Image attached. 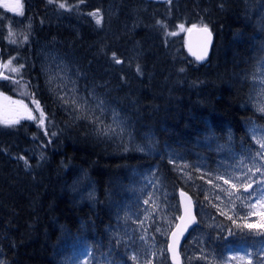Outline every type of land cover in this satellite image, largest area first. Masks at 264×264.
Listing matches in <instances>:
<instances>
[{
    "label": "trees",
    "instance_id": "trees-1",
    "mask_svg": "<svg viewBox=\"0 0 264 264\" xmlns=\"http://www.w3.org/2000/svg\"><path fill=\"white\" fill-rule=\"evenodd\" d=\"M79 1L83 12L95 6L93 0ZM121 15L106 26L81 18L74 33L68 27L45 29L47 44L70 65L78 95L86 99H81L85 110L80 116L64 107L47 84L34 52L10 49L19 56L16 63L23 65L24 79L54 135L43 139L28 121L0 124V264H68L76 251L85 253L82 264H170L169 230L161 234L154 217L148 219L140 206L144 198L148 201L145 195L154 194L144 185L147 193L139 196L135 187L142 176L157 179L164 195L160 201L172 206L175 221L178 189L190 194L195 207L218 215L213 218L222 231L201 225L196 213L199 225L185 241L187 249L196 247L192 236H203V247L220 260L225 246L253 239L246 228L236 227L242 226V206L233 205L234 224L216 208L218 189L203 181L211 183V172L219 176L217 168L225 163L229 172L236 166L247 172L251 161L259 165L257 181L264 187V144L259 150L255 137L260 133L248 129L256 126L264 136V84L259 90L253 81L264 60V0L147 2L135 31L122 23ZM180 20L189 27L207 25L214 35L207 62L192 60L182 37L169 36ZM3 22L2 61L8 50ZM123 24L126 32L110 40L107 27L117 34ZM0 89L6 90L3 83ZM90 104L100 110L92 106L88 111ZM108 112L121 123L123 137L120 129L98 123L110 120ZM34 138L41 157L28 154Z\"/></svg>",
    "mask_w": 264,
    "mask_h": 264
},
{
    "label": "rangeland",
    "instance_id": "rangeland-1",
    "mask_svg": "<svg viewBox=\"0 0 264 264\" xmlns=\"http://www.w3.org/2000/svg\"><path fill=\"white\" fill-rule=\"evenodd\" d=\"M73 1L75 2V0H54V3L49 4L48 0H0V20L4 21L2 23L4 33H6L4 44L8 49L7 58L2 61L4 77L0 79V83L5 85L6 90L3 91L0 89V121L19 118L20 122L15 125H19L23 121H28L34 126V129L38 131L39 136H42L43 139H46V135H54V133L50 132L51 123L48 122L47 114L41 110V105L36 96L31 92V90H29L28 81L26 82V79H24L26 73H24L23 67L21 68V64L18 65L16 63L19 56L10 52V49H25L29 55L34 52L39 57L36 59V64L38 65V59H40L44 70H46L45 73L47 76H45V80L47 84L51 85V89L59 94L64 107L71 109L77 116H80V114L84 113L85 109L82 103L83 100L85 101L86 99L79 96L80 94L78 95V81L71 73L70 65L67 61L65 62L61 55H58L55 50L53 51L52 48L49 47V44H47L50 42L47 38H45V29L53 27H68V30H71V33H74L75 30H79V28H81V18L90 17V19L96 23V17H99L101 20L100 25L106 26L107 20H111V18L115 17L116 14L121 13V16L123 17L122 23L124 22L127 28H132V30L135 31V29L140 27V13L145 11L147 7V2L145 3L143 0H140L139 4H132L129 2L126 4L123 0H93L92 3L95 5L94 8L97 7V9L93 8V10L83 12L81 10L82 6H80L83 3L76 0V3L72 4ZM60 3H64L66 7L64 9L59 8ZM70 13L71 15H69ZM91 14H95V16ZM76 18L78 19V22H75ZM174 25L175 26H173L169 32V36H181L184 44V34L190 27L186 25L183 20L176 21ZM181 25H183L184 30L181 29ZM122 28L121 32H118L117 35L116 31H112L111 33L109 31L110 28L107 27V32L105 34L109 35L110 40L117 41V37L126 32L124 24ZM9 33H11V35H9ZM172 33H175V35H172ZM25 37H27V39H25ZM12 41H15V43ZM129 51L134 54L131 47L129 48ZM5 65H7V67H5ZM12 68H17L19 71L12 72ZM79 71L80 70L75 72L78 76L80 74ZM5 77H7V79H5ZM253 81L256 82V85L260 90L264 84V60L259 63L258 72L255 74ZM258 96L259 95H256L255 98ZM25 105L27 106V109H25ZM37 105H39V110H37ZM92 106L100 110L98 105L90 104L88 111L92 110ZM29 112L34 119L27 118ZM41 113H43L42 121ZM108 118H110L109 121H106L104 117L98 123L106 125L114 131L120 129V132L117 133H119V136L123 137L124 133L122 132V125L119 120L117 118L113 119L114 117L111 113L108 115ZM0 124L5 126L2 122H0ZM248 129L252 135H256L257 132L260 133L255 137L256 145L259 149L262 144H264V136L256 126L253 127L251 125ZM38 140L42 142L39 137ZM36 141L37 139L35 138L32 140L33 150H28V154L30 156L36 155L39 157L40 154H42V148ZM148 146H150V144ZM176 164L179 165L180 163ZM186 165L188 164H184V166ZM226 165L227 164L225 163L223 167L220 166L217 168L222 171V174L219 176L214 172H211V176H213L211 183H209V181L207 182V180H204L203 182L207 183L208 187H211L212 189L213 187L218 189V192L220 193V197L218 196L219 201H217L216 207L218 208V211L228 214L229 216L226 215L228 218L231 216L233 217V205L240 204L242 206L241 210L244 209L245 211L242 214H238L240 222L242 225L245 223L253 224L254 227L246 228L247 233L253 236V239L249 244L243 243L242 240L237 241L235 244H230L227 247L225 246L222 249V251L225 249V255H223L222 252L221 256L224 257V261H226L227 264H264V245L259 243V241H264V227H262V222H264V208L260 207L261 204H264V187H262L257 181L256 176L259 173V165L255 166L250 161L247 166H250L251 168L247 172L244 171L246 170L245 168H242V171L237 166L229 172L230 168L226 167ZM199 167V169H205L201 165ZM208 173V171H205L207 177H209ZM225 180L228 181L227 184L224 182ZM255 181L259 184L257 185L258 187L255 186ZM248 184H253L254 186H252V189L249 190L247 194H243L242 190L248 186ZM144 185L148 187V189L154 191V194H151L153 196H144H148V201L142 197L144 199L141 201L142 204H140V206L146 209L145 214L148 219H150V217H154L153 220H156L159 232L164 234L167 230L170 231L176 222L173 219L172 212H170L172 206L168 203L164 204L160 201L161 196L164 195L159 191L160 188L157 183V179L154 177L142 176V180L137 184V187H135L136 191H139V196L147 193V191L143 190ZM87 190L88 189H86L85 192H87ZM238 191L242 195L239 194ZM236 194L238 199H233L236 198ZM201 208L202 207L196 206L195 209V212L200 215L199 221L201 225L205 223L210 226L211 230H224L220 223L215 220L216 217H218L217 214L214 213L216 217L213 218L214 214L212 215V213H207ZM253 212L257 214L252 215L251 213ZM189 240L193 241L196 247L192 246L187 249L184 247V242L181 247V260L183 259L184 262L187 263L192 262L193 259H197L202 264H221V260L217 258L216 254H212L210 250L203 247V243L206 241V238H203V236H192ZM241 247L252 250L253 258L251 261L250 257H248L249 255H245L243 251L238 250ZM182 252L185 253L184 257H182ZM73 254L74 255L68 258V264H82L85 253L76 251ZM238 257H243V259H237Z\"/></svg>",
    "mask_w": 264,
    "mask_h": 264
},
{
    "label": "water",
    "instance_id": "water-1",
    "mask_svg": "<svg viewBox=\"0 0 264 264\" xmlns=\"http://www.w3.org/2000/svg\"><path fill=\"white\" fill-rule=\"evenodd\" d=\"M145 3L149 2V3H155V4H166L169 2V0H143ZM197 26V29L201 28L202 26ZM191 28V27H190ZM209 29V28H208ZM210 31V29H209ZM211 32V31H210ZM212 33V32H211ZM184 47L186 48V52L188 54V56L196 61L197 63H205L207 62V58L209 56V53L211 51V46L213 44V39H214V35H212L211 38V43L208 45L207 48V55L205 57L204 60L202 61H198L196 59L197 55H202L203 54V34L200 33L199 31H193L191 33H189L188 31L185 32L184 34ZM0 55H1V49H0ZM2 64H1V56H0V79L4 77V73L2 72ZM252 188L246 187L243 189L244 193H247L248 190H250ZM183 193V195H182ZM177 201L179 202V216L178 219L176 220V222L174 223V226L172 227V229L168 232L167 235V244H166V252H167V256H168V260L170 262V264H183V261L181 260V247L184 244V242L189 238V235L192 231V229H194L196 226H198V219H197V215L195 212V203L192 200L190 194H188L185 190L182 189H178L177 192ZM180 217H183L185 219V222H187V228L184 231L183 236L179 237V244L176 245L175 247V256L173 254V252L168 250V244L172 242V232L176 231V225L181 223V220L179 219Z\"/></svg>",
    "mask_w": 264,
    "mask_h": 264
},
{
    "label": "snow or ice",
    "instance_id": "snow-or-ice-1",
    "mask_svg": "<svg viewBox=\"0 0 264 264\" xmlns=\"http://www.w3.org/2000/svg\"><path fill=\"white\" fill-rule=\"evenodd\" d=\"M48 3L52 4V3H54V0H48ZM65 7H66V5L64 3H60L59 4V8L64 9ZM20 14H22V13H20ZM91 15L95 16V14H91ZM100 23H101L100 18L96 17V24L100 25ZM180 27H181L182 30H184L183 29V25H181ZM194 30L195 31H199L200 33L203 34V54L202 55H197V57H196V59L198 61H202V60L205 59V57L207 55V48H208V45L211 43L212 33L209 31L207 25H204V26H202L199 29H197L196 25H192L191 28L187 29V31L189 33L193 32ZM9 35H11V33H9ZM172 35H175V33H172ZM25 39H27V37H25ZM12 42L15 43V41H12ZM117 63H119V61H117ZM5 67H7V65H5ZM20 67L22 68L23 65H20ZM11 71L12 72H18L19 69L12 68ZM181 71H184V69H181ZM5 79H7V77H5ZM24 107H25V109H27L26 105ZM37 110H39V105H37ZM27 118L28 119H34V117L31 116L30 112H29ZM42 119H43V113H41V121H42ZM0 122L4 123L5 126H12V125L18 124L20 121H19V118H14V119H6V120L0 121ZM262 147H264V146H262ZM21 159H23V157H21ZM24 163H25V167H28L27 160H25ZM224 182L226 184L228 183L227 180H225ZM249 187H251V185H249ZM182 195H183V193H182ZM260 207L264 208V204H261ZM251 214L252 215H256L257 213L253 212ZM179 219L181 220V223L176 225V231L172 232V237H173L172 242L168 244V250L173 252L174 256H175V247H176V245L179 244V237L183 236L184 231L187 228V222H185V219L183 217H180ZM229 219H233V218L229 217ZM233 223L235 224V220L234 219H233ZM236 227L237 228H252V227H254V225L253 224H249V223H245L242 226L241 225H236ZM262 227H264V222H262ZM158 231H159V229H158ZM230 234H234V233L230 232ZM259 243L261 245H264V241H259ZM238 250L243 251L245 253V255H252V253H249L247 251V248H245V247H241ZM201 258H203V257H201ZM237 259H243V257H238ZM220 260H221V264H227V262L224 261L223 256L220 257ZM113 264H114V262H113Z\"/></svg>",
    "mask_w": 264,
    "mask_h": 264
},
{
    "label": "bare ground",
    "instance_id": "bare-ground-1",
    "mask_svg": "<svg viewBox=\"0 0 264 264\" xmlns=\"http://www.w3.org/2000/svg\"><path fill=\"white\" fill-rule=\"evenodd\" d=\"M112 1V0H111ZM63 2V1H62ZM68 2V1H67ZM78 2V1H77ZM109 2V1H108ZM35 3V2H34ZM33 3V4H34ZM46 3V2H45ZM70 3V2H69ZM73 3H76V0H75V2L73 1L72 2V4ZM110 4V3H109ZM77 6V5H76ZM78 8H79V6H78ZM77 8V9H78ZM44 9V8H43ZM75 9V8H74ZM69 11H72V10H69ZM2 12V11H1ZM45 12V11H44ZM53 12V11H52ZM67 12H68V10H67ZM74 12V11H73ZM47 13V12H46ZM80 13V12H79ZM78 13V14H79ZM43 15H45V14H43ZM66 15V14H65ZM69 15H71V13L69 14ZM73 15V14H72ZM6 16H7V14H6ZM52 16V15H51ZM62 16V15H61ZM80 16V15H79ZM79 16H78V18H79ZM67 17V16H66ZM38 18V17H37ZM52 18H53V16H52ZM75 18V17H74ZM68 19H69V16H68ZM12 20V19H11ZM40 20H41V18H40ZM80 20V19H79ZM25 21V20H24ZM45 21V20H44ZM43 22V21H42ZM52 22V21H51ZM70 22V21H69ZM75 22H78V19L76 18V21ZM74 22V23H75ZM57 23V22H56ZM59 23V22H58ZM41 24V23H40ZM49 24V23H48ZM80 24V23H79ZM51 25V24H50ZM43 26V25H42ZM52 26V25H51ZM56 26V25H55ZM40 29V28H39ZM41 41V40H40ZM53 48V47H52ZM47 51V50H46ZM209 58V57H208ZM59 64V63H58ZM63 69V68H62ZM65 69V68H64ZM68 70V69H67ZM256 72V71H255ZM74 75V74H73ZM77 79V78H76ZM79 83V82H78ZM255 84V83H254ZM36 99V98H35ZM35 101V100H34ZM34 105V104H33ZM261 109V108H260ZM97 112V111H96ZM117 117V116H116ZM193 117V116H192ZM118 118H119V116H118ZM32 132V131H31ZM37 132V131H36ZM124 133V132H123ZM108 135V134H107ZM37 136H38V134H37ZM36 137V136H35ZM41 140V139H40ZM44 143V142H43ZM140 144V143H139ZM45 145V144H44ZM160 149V148H159ZM157 150V149H156ZM38 153V152H37ZM44 153V152H43ZM36 154V153H35ZM35 156V155H34ZM41 157V156H40ZM40 162V161H39ZM172 170H174V169H172ZM165 171V170H164ZM156 172V171H155ZM175 172V171H174ZM154 174V173H153ZM139 175V174H138ZM122 178V177H121ZM139 178V177H138ZM142 179V178H141ZM187 179V178H186ZM119 180V179H118ZM129 181V180H128ZM186 181V180H185ZM189 181V180H188ZM162 182V181H161ZM118 183V182H117ZM195 183V182H194ZM124 184V183H123ZM197 184V183H196ZM116 187V186H115ZM135 187V186H134ZM134 189V188H133ZM168 189V188H167ZM169 190V189H168ZM196 190V189H195ZM156 191V190H155ZM176 191V190H175ZM162 193V192H161ZM172 193H173V191H172ZM169 196H170V194H169ZM136 197V196H135ZM167 198V197H166ZM137 199V198H136ZM210 201V200H209ZM172 202V201H171ZM142 204V203H141ZM142 207V206H141ZM209 207V206H208ZM209 209H211V208H209ZM200 223V222H199ZM201 227V226H200ZM198 229V228H197ZM198 233V232H197Z\"/></svg>",
    "mask_w": 264,
    "mask_h": 264
}]
</instances>
